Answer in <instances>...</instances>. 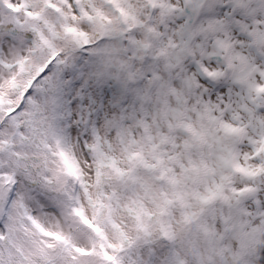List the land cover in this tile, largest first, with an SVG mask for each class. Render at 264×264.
<instances>
[{"label": "snow or ice", "instance_id": "6c2138e0", "mask_svg": "<svg viewBox=\"0 0 264 264\" xmlns=\"http://www.w3.org/2000/svg\"><path fill=\"white\" fill-rule=\"evenodd\" d=\"M0 264H264V0H0Z\"/></svg>", "mask_w": 264, "mask_h": 264}]
</instances>
